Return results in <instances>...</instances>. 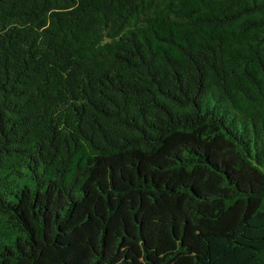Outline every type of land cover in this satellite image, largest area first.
I'll return each instance as SVG.
<instances>
[{
	"label": "trees",
	"instance_id": "obj_1",
	"mask_svg": "<svg viewBox=\"0 0 264 264\" xmlns=\"http://www.w3.org/2000/svg\"><path fill=\"white\" fill-rule=\"evenodd\" d=\"M0 264H264V0H0Z\"/></svg>",
	"mask_w": 264,
	"mask_h": 264
}]
</instances>
